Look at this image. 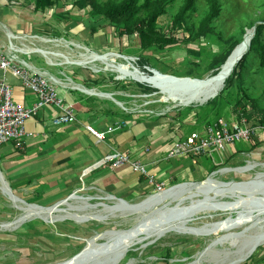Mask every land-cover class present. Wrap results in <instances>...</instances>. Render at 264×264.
I'll list each match as a JSON object with an SVG mask.
<instances>
[{
	"label": "rangeland",
	"instance_id": "rangeland-1",
	"mask_svg": "<svg viewBox=\"0 0 264 264\" xmlns=\"http://www.w3.org/2000/svg\"><path fill=\"white\" fill-rule=\"evenodd\" d=\"M40 1L0 0V21L3 17L6 20L10 17L12 24L19 27L17 37L8 34L11 32L9 30L6 33L7 28L1 22L0 26L8 38L13 39L15 50L24 55L20 57L33 60L32 63L40 71L60 81L62 84H57L56 89L67 96L71 95L73 101L68 104L103 127L104 131L113 128L114 132L110 136L136 131V138L145 141L143 149L149 151L151 143L158 141L162 135L169 140L173 135L174 139L185 141L193 131L205 132L208 126H213L219 119L227 122L228 129H231L237 123L234 111L240 100H245L249 107V99H258L264 108V68L256 53L251 54L242 74L233 79L230 77L219 96L204 105L185 106L177 102V99L183 98L198 97L201 100L200 97H209L210 90L200 85L188 87L182 82L176 84V81L162 79L164 83L160 88L151 87L115 71L123 67L137 70L148 78L156 77L158 73L205 78L216 70L213 66L215 57L232 52L231 49L238 45L245 32L248 33L247 29L256 31L258 25H264V0H218L221 13L211 26L212 33L199 40L194 38V34L208 14L207 0H196V9L187 15L179 30L172 29V23L184 0H167L164 2L163 14L150 28L141 32H132L124 25L111 23L96 13L91 5L85 4L84 0H51L52 6L43 8L38 6ZM108 1L119 3L122 0H95L99 7ZM144 2L140 0L139 5ZM147 14L144 12L142 17ZM7 46L1 44L0 52L4 53ZM82 46L88 47V50ZM24 51L27 53L23 54ZM94 54L102 56L103 60L84 62L86 66L78 64L85 61L86 57L94 58ZM68 78L88 88H97L116 96L107 100L66 89L62 85L67 83ZM247 125L253 127L254 131L250 138L235 141L223 151L212 149L211 155L194 158L199 159L197 163L202 165L208 160V172L201 177L173 176L161 191L180 183L201 182L218 170L244 167L249 162L250 165L259 164V167L248 173L225 172L220 176L221 180L228 183L246 181L264 174V126L258 122H248ZM10 143L0 146V157L3 155L2 149L9 147ZM106 157L100 162L102 166L110 164ZM3 183L0 181V264H55L78 254L97 239L101 246L97 250L101 252L104 245L110 248L115 244L113 236L137 226V231L144 233L136 234L137 231H133L131 239L135 240L134 243L125 251L120 248L113 256H109V252L105 253L106 261L96 263L229 264L238 258L243 243L264 229V213L255 212L249 221L239 227L233 225L236 228L232 226L228 231L212 236H192L179 231L189 227L204 228L207 224L223 221L231 214L235 198L239 202L240 199H249L236 191L232 193L231 187L227 186H218L208 196L194 198H201L203 203L207 197L211 200L203 208L196 205L200 210L197 213L193 211L187 218L184 214H178V211L184 212L192 204V198L167 200L160 207H151L147 213L149 217L142 215L145 210H133L132 205L161 192L157 187L117 195L115 199L129 201L130 206H127L108 201L105 198L107 194H116L101 191L104 190L102 187L86 177H79L72 185L59 190L44 185L16 186L13 183H10L11 188L8 185L5 188ZM74 193L81 196L80 200H71L68 207L72 209L73 215L77 213L81 219L89 216L88 222L78 224L59 213L45 215L46 218L23 217L28 205L50 209ZM88 197L92 198L90 203L84 201ZM96 205L102 207L93 208ZM172 222H175L172 228L176 229L168 227ZM225 235L226 238L220 239ZM217 239L220 241L203 253ZM261 252L264 253V244L239 264L253 260Z\"/></svg>",
	"mask_w": 264,
	"mask_h": 264
},
{
	"label": "crops",
	"instance_id": "crops-1",
	"mask_svg": "<svg viewBox=\"0 0 264 264\" xmlns=\"http://www.w3.org/2000/svg\"><path fill=\"white\" fill-rule=\"evenodd\" d=\"M0 22L17 37L19 27L12 24L10 17L7 20L6 17L1 18ZM3 34L6 35L0 26V45L10 44L13 39ZM0 79L7 81L14 88L15 100L19 103L28 107L36 103V96L25 89L20 78L11 71L0 70ZM57 95L65 105L73 101L71 95L67 96L62 91L58 90ZM59 112L60 109L55 106L45 107L27 122L28 135L20 145L10 143L9 147L2 149L0 160L3 167L1 166L0 170H3L2 173L9 183L16 186L44 185L59 190L72 185L79 177H86L98 187H102L104 190L101 191L121 195L137 193L161 183L166 184L171 177H179L181 174L182 177H201L210 169L208 160L202 165L197 163L199 159L186 156L170 159V144L177 139H174L173 135L170 140L162 135L158 141L151 143V150L145 151V141L136 138V131L111 136L110 132L105 140L98 141L86 130V125H91L98 131H102L103 127L79 112L77 123L55 126L51 119ZM117 150L128 154L133 161L146 165L150 175L154 177V182L150 183L148 176L132 171L129 166L114 168L111 164H100L103 157ZM244 264H264V253L257 254L253 260Z\"/></svg>",
	"mask_w": 264,
	"mask_h": 264
},
{
	"label": "bare ground",
	"instance_id": "bare-ground-1",
	"mask_svg": "<svg viewBox=\"0 0 264 264\" xmlns=\"http://www.w3.org/2000/svg\"><path fill=\"white\" fill-rule=\"evenodd\" d=\"M8 30H9L8 28H7V30H5L6 33L9 32ZM253 31L254 30H248L247 29L248 33H245V36H244L245 38H243L241 43L238 44L235 47V49L232 51L231 55L228 57L226 62L215 73L205 77L204 79H198L199 81L195 80L194 78H190V77H178V78L182 79L179 82L180 83L182 82V84H184L185 86L189 87V86H192V85H197V86L200 85L204 89H209L210 90V95H208L209 97H204V98L200 97L201 100H199L198 97H196V98L195 97H193V98H183V99H179V100L177 99V102L183 103V104H185V106H190V105H193V104L194 105H196V104L197 105L198 104H203L204 105L208 101H211V100L215 99L216 97H218L219 94L224 89V87H226L225 85H226L228 79L232 76V74H233L235 68L237 67L238 63L242 60L244 55H246L248 53V51L250 49V46H251V42L254 39L253 38L254 37ZM8 34H12V33L9 32ZM12 36H14V34H12ZM82 48L87 49L88 47L86 48L85 46H82ZM25 53H27V52L24 51L23 54H25ZM99 56L100 55H98V54H94V58L90 59V58L86 57L85 61H80L78 64L79 65L83 64V65L86 66L87 64L84 63V62H87V61H93V62H97V61H100V60L102 61L103 60L101 58L102 56L101 57H99ZM19 58H20V60L23 61L24 64L36 67L39 71L41 70L39 67L34 65L32 62H30V61H28V60H26L24 58H21V57H19ZM105 60H106V58H105ZM115 71L117 73L123 75V76H128L129 78H131V79H133V80H135V81H137L139 83H142V84H145V85H148V86H151V87L160 88V86H162V83H164L162 81V79L164 80V76H163V74H159V73H158V75H156V77L148 78V77H144L143 75L139 74L140 72L138 73L137 70L136 71H132V70H129V69H125L123 67L118 68ZM42 73H44V72H42ZM45 76H48V74L46 73ZM168 76H171V75H168ZM171 77H173V76H171ZM187 78H190V79H187ZM50 79L53 82H56V84H62L60 81H58L55 78L50 77ZM171 81H172V79H171ZM66 82L67 83L65 85H62V87H65L66 89H73V90L81 91V92H84L85 94H88V95H91V96H96L98 98L112 100L113 97L116 96L115 94H112V93H107L105 91H100L97 88H88V87L84 86L83 84L77 83L73 79H70V78H68ZM177 83H178V81H176V84ZM170 85H172V83H170ZM251 163H253V162H251ZM258 165L259 164H254V165L252 164L249 167H247L246 169L242 168V169H238L236 171H232V168H229V169H227L225 171H224V169H221V170H218L215 173H213L209 178L199 182V184H197V185L193 184V186L190 185V186L180 187V190L182 189L183 191H180L178 193L177 197H175L173 193L176 192L177 189H179L178 187L174 188V189H170V190L157 192V193H155L153 195H150V196L146 197L141 202H138L136 205H132V206L138 208L139 209L138 211L145 210L142 215H146V217H147L148 216L147 213L151 210V209L148 210L149 208H151V207L155 208L157 206L160 207L167 200L171 201V200H174V199L192 198L193 202H191L192 204L189 205L190 208H189V206L187 208H185L184 212H185L186 215H183V216H186L187 218H190V215H192L193 211H195V213H197L200 210V208H198L199 206L203 208V207H205V204L207 203V201L211 200V199H208L209 197H207V199L205 198L206 201L203 203V200H200L201 198L199 200H195L194 198H199L202 195L208 196V194L211 193V192H209V190L214 192V189L216 187H218V186L220 187L222 185L224 186V185H226L228 183V182H224V181L221 180V177L224 175L225 172L244 173L246 171L248 173L252 169H254L256 167H259ZM249 168H252V169L250 170ZM0 181L2 183L4 182V180L2 179V174L1 173H0ZM246 181H248V180H246ZM187 183L189 184L190 182H185V183H182V184H187ZM3 184H4V187L6 188L7 185L5 184V182ZM182 184L180 183L179 185H182ZM217 191H220V190H217ZM235 191H236V193L244 194V195H242L244 197H252L253 196V197H256L255 199L264 200V195L262 193L258 192V191L257 192H253V193H252V191L249 192V193H246L245 191H241V189H238V190H235ZM207 192H209V193H207ZM106 196H108V197H105L108 201L119 203V204L120 203H124L127 206H130V203H128L124 199H121V200L120 199H115V198H118V196H116V195L112 194V196H114V197H112L110 194H107ZM79 197H81V196L78 195V193H74L73 196H71L70 198H67L64 201H61L57 205L52 206L50 209H47L45 207L43 208V207H40V206H37V205H28V209H26V211H25L26 215L24 214L23 217L25 219H27V218L28 219H32L34 217L42 218V216L46 218L45 215H52L53 216L54 213H59L61 215L64 214V216H66L65 218L73 220L74 222H76L78 224H82L84 222H88L87 219L90 218L89 216L87 218L83 217V219H81V218H79V216H77V213H74V215H73L72 212L70 211L72 209L68 207V204H69V202L71 200H75V201L76 200H80ZM247 200H249V199L248 198H246L245 200L240 199V201H247ZM75 201H73V202H75ZM84 201H86L87 203H90V201H92V198L88 197ZM196 205L198 207H196ZM147 206H149V207H147ZM62 207H67V209H63ZM97 207H102V206L101 205H96L93 208H97ZM144 207H145V209H143ZM196 208H198V209H196ZM157 215H159V214H157ZM157 215H155V216H157ZM155 216H153L152 219ZM146 217L143 216L144 219H146ZM180 220H181V218H180ZM178 222L176 224H178ZM174 223L175 222L170 223L168 227L172 228ZM238 224L239 223H236L234 225H236V227H237ZM211 225L212 224L205 225L204 228H202L203 226L201 228L189 227V228H187L185 230H183V229L180 230L179 229V231H183L182 234H188V235H192V236H212L215 233H221L223 231H228V229L233 226V224L232 225H228L224 221H220V225L217 224L218 226H215L213 228H212ZM233 227H235V226H233ZM138 229H139V226H137L136 228L132 229L131 231H129L130 229L125 230L124 233L121 234V235L113 236L112 239L116 241L115 244H113V246L110 247V248H106V245H104L103 250L101 252H99L97 250L98 248L101 247L100 246V242H98L99 239H97L94 242H90L89 246H87L84 250H81L78 254L73 255L72 257H69L68 259L60 261V262H57L55 264H99V263H96V261L105 262L106 261V260H104V257L106 255L105 253L109 252V256H113L120 248H123L124 250L122 249V251H125V249L127 247H129V245L134 243L135 240L131 239V236L134 235V233H132V232L133 231H137ZM172 229H176V228H172ZM263 231H264V229H263ZM140 232H143V231H137L135 233L138 234ZM258 238L254 239V241L258 240ZM262 244H264V240H261V243L257 245L256 249L259 246H261ZM255 246L253 245L252 247H250V248H248V249H246L244 251H241L238 254L240 256L237 255L238 258H236L235 260L231 261L230 264H239L240 262H242L243 260L248 258L251 255V251H253ZM90 249H92V250H90ZM94 249L96 251H94ZM130 263H132V262H130Z\"/></svg>",
	"mask_w": 264,
	"mask_h": 264
},
{
	"label": "built area",
	"instance_id": "built-area-1",
	"mask_svg": "<svg viewBox=\"0 0 264 264\" xmlns=\"http://www.w3.org/2000/svg\"><path fill=\"white\" fill-rule=\"evenodd\" d=\"M6 51L0 53V70L11 71L20 78L22 85L29 92L33 93L37 101L32 107L15 100L14 88L5 80L0 79V146L6 143L20 145L28 135L26 130L27 122L47 106H55L60 112L52 117L51 122L55 126L63 124H75L78 121V113L71 105H65L57 95L56 82L49 76L39 71L36 67L24 64L20 60L13 43L8 44ZM89 131L98 141H103L106 135L113 132L110 128L106 131H98L91 125H86ZM206 131H193L185 141L176 139L168 150V157L174 159L186 156L196 158L204 155H211L214 151H223L225 148L239 140L250 138L253 127H248L247 122L233 124L228 129V123L219 119L213 126H208ZM213 149V150H212ZM106 161L114 168L129 166L132 171L148 176L150 183L154 182L153 175H150L146 165L133 161L130 156L121 151H115L107 155ZM164 184H158V191L162 190Z\"/></svg>",
	"mask_w": 264,
	"mask_h": 264
},
{
	"label": "trees",
	"instance_id": "trees-1",
	"mask_svg": "<svg viewBox=\"0 0 264 264\" xmlns=\"http://www.w3.org/2000/svg\"><path fill=\"white\" fill-rule=\"evenodd\" d=\"M50 1V2H49ZM158 0H145L142 5H139L140 0H122L119 3L106 2L102 6H98L95 0H84L85 4H89L95 10L96 13L107 18L111 23L117 25H124L125 28L132 32H141L145 28H150L156 20L163 14L164 2ZM160 2V3H157ZM47 5L52 6L51 0H41L39 7L43 8ZM208 14L202 20L199 30L194 34V38L199 40L212 33V24L221 13V7L218 0H207ZM196 9V0H184L181 9L174 18L172 23V29L179 30L183 27V23L187 15ZM144 12H148L145 17H142ZM246 33V32H245ZM245 35V34H244ZM264 25H258L256 27V33L254 39L251 42L250 49L242 60L238 63L231 78H235L237 75L240 76L243 70L246 68L247 61L251 54L256 53L260 59L261 67L264 68ZM244 38V37H243ZM242 38V40H243ZM241 40V41H242ZM241 41L238 43L240 44ZM235 49V48H234ZM233 48L231 51L234 50ZM232 52L215 57L213 60V66L216 70L214 73L226 62ZM217 66V67H216ZM193 78V77H190ZM200 79V78H194ZM204 79V78H201ZM230 83V82H228ZM228 86V84H227ZM250 106L247 107L246 101L240 100L236 103V109L234 114L237 116L239 123L245 120L248 122H258L264 126V108L261 107L258 99H249ZM248 108V109H247ZM117 196V195H116Z\"/></svg>",
	"mask_w": 264,
	"mask_h": 264
},
{
	"label": "water",
	"instance_id": "water-1",
	"mask_svg": "<svg viewBox=\"0 0 264 264\" xmlns=\"http://www.w3.org/2000/svg\"><path fill=\"white\" fill-rule=\"evenodd\" d=\"M255 29V28H254ZM255 30L253 31V34H255ZM247 52V51H246ZM152 71H154V72H156L154 69H151ZM164 76V79L165 80H167V81H171V79H172V81L171 82H173V81H181L182 79H180V78H178V77H175V76H173V77H171V76H168V75H163ZM187 79H190V78H187ZM193 80V79H192ZM195 80H198V79H195ZM199 81V80H198ZM250 166V163H249V165L247 164L246 166H244V167H238V168H232V171H236V170H238V169H242V168H244V169H246L247 167H249ZM227 169H229V168H226V169H224V171L225 170H227ZM250 170L252 169V168H249ZM249 171V170H248ZM246 172V171H245ZM244 172V173H245ZM0 173L2 174V179L4 180V182H5V184L6 185H8L9 186V188H11L10 187V183L8 182V180L7 179H5V177H4V175H3V173H2V171L0 170ZM215 173V172H214ZM210 180V179H209ZM193 184L195 185H197V184H199V182H190L189 184L187 183V184H182V185H179V184H177V185H175V186H173V187H171V188H169V189H167V190H170V189H174V188H179V189H177L176 190V192H174L173 194H174V196L175 197H177L178 196V193L180 192V191H183L182 189L180 190V187H184V186H193ZM223 186V185H222ZM224 186H227V187H231V190H232V192H234L235 190H238V189H241V191H245L246 193H249V192H251L252 191V193L253 192H260V193H262L263 195H264V175L262 174V175H258L257 177H255V178H253V179H250V180H248V181H232V182H229V183H227L226 185H224ZM185 189V188H184ZM185 192V191H184ZM209 192H211V190H209ZM209 192H207V193H209ZM114 197V196H113ZM233 197V196H232ZM234 197H237V198H240V197H238V196H234ZM235 201L233 202V205H232V207H233V209H231V208H228V209H231L230 210V212H231V214H229V216L226 218V219H224L223 221L225 222V223H227L228 225H234V224H236V223H239L238 225H240V224H243V223H246L247 221H249L250 219H251V217L253 216V214L255 213V212H257V213H264V200H258V199H255V197H249V200H247V201H240V202H238V201H236L237 199L235 198L234 199ZM127 201V200H126ZM127 202H129V201H127ZM231 205V204H230ZM147 207H149V206H147ZM123 209H126V208H123ZM143 209H145V207L143 208ZM133 210H138V208H136V207H133ZM175 211H172V213H174ZM178 214H184V215H186L185 214V212H183V211H178ZM235 215V217H233ZM179 215H174V217H178ZM182 216V215H181ZM239 221V222H238ZM220 225V222H218V221H216V222H214V224H212L211 226H212V228L213 227H215V226H218V225ZM207 225H209V224H207ZM227 236L225 235V236H223V237H221L220 239H224V238H226ZM258 238V240H255L254 241V239H257ZM219 239V240H220ZM218 239L216 240V241H214L213 243H211L204 251H203V253H205V251H207L212 245H214V244H216L218 241H219ZM261 240H264V231H262V232H260L259 234H257V235H254V236H250L249 237V239H247L244 243H243V245H242V249L238 252V254L241 252V251H244V250H246V249H248V248H250V247H252L253 245L255 246L254 247V249H253V251H251V255L255 252V249H256V247H257V245L258 244H260L261 243ZM252 245V246H251ZM250 255V256H251ZM238 256H240V255H238ZM249 256V257H250ZM248 257V258H249ZM248 258H246L245 260H247ZM245 260H243V261H245ZM242 261V262H243ZM231 263V262H230ZM229 263V264H230ZM241 263V262H240Z\"/></svg>",
	"mask_w": 264,
	"mask_h": 264
}]
</instances>
